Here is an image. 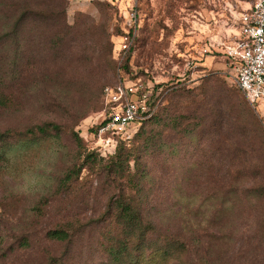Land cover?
Returning a JSON list of instances; mask_svg holds the SVG:
<instances>
[{
  "label": "rangeland",
  "instance_id": "rangeland-1",
  "mask_svg": "<svg viewBox=\"0 0 264 264\" xmlns=\"http://www.w3.org/2000/svg\"><path fill=\"white\" fill-rule=\"evenodd\" d=\"M252 1L66 0L67 23L73 25L77 17L93 22L94 37L68 47L61 65L46 59L39 70L50 79L33 80L15 95L13 109L0 111V132L42 123L59 128L53 138L11 143L8 162L0 163V264H44L46 253L64 254L63 264L105 263L100 244L107 227L96 221L108 215V199L119 186L103 169L115 144L102 145L93 131L120 104L118 86L127 98L145 104L156 97L154 85L173 84L188 90L164 93L158 119L131 139L134 125L123 146L135 154L130 170L144 174L145 201L157 206L161 231L190 245L197 240L200 264H261L264 246L253 233L264 216V195L249 191L264 183V138L255 136L249 119L235 117V95L263 130L264 105L252 106L238 92L223 53ZM133 9L139 16L137 32L123 56L127 43L117 27L124 31L125 16ZM129 51L132 74L118 76L113 62L119 65ZM83 54L86 62L80 61ZM188 91L198 94L194 104ZM196 123L201 125L192 131L188 125ZM149 135L160 137L145 143ZM89 151L96 161H85ZM78 168V175L61 184ZM228 171L247 174L235 180ZM33 207L37 221L31 218ZM62 218L79 228L70 249L33 238L30 250H11L14 237L25 229L40 237Z\"/></svg>",
  "mask_w": 264,
  "mask_h": 264
},
{
  "label": "trees",
  "instance_id": "trees-1",
  "mask_svg": "<svg viewBox=\"0 0 264 264\" xmlns=\"http://www.w3.org/2000/svg\"><path fill=\"white\" fill-rule=\"evenodd\" d=\"M45 1L0 0V111L13 109L15 95L27 91V85L31 84L33 80L50 79V75L47 76L48 74L41 73L39 70L41 65H45L46 59H51V61L58 59L61 65V61L65 59L63 53L68 47L74 44H84L94 37L96 27L93 22L89 21L91 24L81 22L77 17L73 25L67 23L66 0H48L49 3H45ZM117 28V35H124L123 31L119 30V26ZM84 48L86 49L85 46ZM109 51L111 53V49ZM131 52L127 53L119 65L112 61L114 73H117L118 76L124 77L132 74L128 67ZM86 58L83 54L80 61L86 62ZM40 61L41 64H39ZM181 86L182 84L153 86L152 95L155 94L156 97L153 100L149 98L146 102L150 111L154 110V113L151 117L138 123L137 130L131 139L141 133L146 125L158 119L159 99L165 97L164 93H174L178 89L188 90V88H178ZM237 90L244 97L243 93L239 89ZM187 96L192 97L191 104H194L198 94L192 95L188 91ZM235 97L239 108L235 117L238 120L249 119L255 136L260 139L264 138V130L261 129L253 112L247 104L241 105L242 101L239 95L236 94ZM200 125L196 123V125L188 126L192 127L193 131ZM97 128L94 129V134ZM58 129L56 124L42 123L32 125L24 130L6 129L0 132V163L8 162L7 153L12 150L11 143L25 142L29 138L41 140L53 138L52 135H57ZM159 137L160 135H149L145 143L154 142ZM114 139V154L109 157V162L103 166V169L109 174L112 182L118 184L119 188L117 193L108 199V215L104 219L96 221L99 224L103 223L105 228L107 227L104 241L100 244L101 252L105 257L104 264H200L196 248L197 240L193 245H190L180 235L160 230L159 223L156 221L159 213L157 206L145 201L147 189L143 182L144 174L130 170V162L134 160L135 154L123 147L128 139L123 140L118 136ZM76 140H79L78 137ZM84 157L85 161L89 159L96 161L98 156L94 151H89ZM232 159L241 161L239 155H233ZM250 159L251 162H256L255 159ZM134 162L138 164L137 157ZM242 163L244 165V161ZM80 170L81 168L68 171L61 180V184L66 185L72 180L71 176L78 175ZM228 174L237 180L246 176L247 173L246 171H236L235 173L228 171ZM252 174L249 176H256ZM249 192L258 195V197L263 196L264 183L259 184V187H253ZM37 210V207L31 209L33 221L39 219ZM78 229L66 218H62L40 237L37 233L25 229L19 236L14 237L10 248L13 251L30 250L34 244L33 238H36L46 244H60L64 250H67L71 248ZM253 238L264 246V216L258 219ZM44 259V264H63L66 260L64 254L54 257L48 253ZM261 264H264V254Z\"/></svg>",
  "mask_w": 264,
  "mask_h": 264
},
{
  "label": "built area",
  "instance_id": "built-area-1",
  "mask_svg": "<svg viewBox=\"0 0 264 264\" xmlns=\"http://www.w3.org/2000/svg\"><path fill=\"white\" fill-rule=\"evenodd\" d=\"M69 1L81 3L90 0ZM138 21L135 9L125 16L122 36L127 45L122 48L123 56L135 39ZM237 22L238 33L232 36L231 43L223 51L231 67L229 78L252 106L264 105V0H253ZM124 91L122 86L117 87L120 104L102 121L94 134L102 145L112 147L116 136L128 139L130 129L154 113L147 102L141 104L137 99L127 98Z\"/></svg>",
  "mask_w": 264,
  "mask_h": 264
},
{
  "label": "crops",
  "instance_id": "crops-1",
  "mask_svg": "<svg viewBox=\"0 0 264 264\" xmlns=\"http://www.w3.org/2000/svg\"><path fill=\"white\" fill-rule=\"evenodd\" d=\"M237 26H238V24H237ZM237 33H238V27H237L235 33H233V35H237Z\"/></svg>",
  "mask_w": 264,
  "mask_h": 264
}]
</instances>
